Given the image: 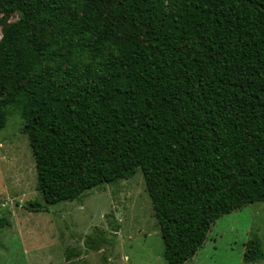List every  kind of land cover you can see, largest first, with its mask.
Wrapping results in <instances>:
<instances>
[{
    "label": "trees",
    "instance_id": "trees-1",
    "mask_svg": "<svg viewBox=\"0 0 264 264\" xmlns=\"http://www.w3.org/2000/svg\"><path fill=\"white\" fill-rule=\"evenodd\" d=\"M13 12L0 130L17 108L45 203L27 208L139 168L163 258L186 264L221 215L264 201V0H0ZM263 256L248 239L244 263Z\"/></svg>",
    "mask_w": 264,
    "mask_h": 264
},
{
    "label": "rangeland",
    "instance_id": "rangeland-1",
    "mask_svg": "<svg viewBox=\"0 0 264 264\" xmlns=\"http://www.w3.org/2000/svg\"><path fill=\"white\" fill-rule=\"evenodd\" d=\"M19 12L0 14V37ZM79 50V49H78ZM79 53L76 59L94 68L103 54ZM24 120L6 108L0 130V264H167L141 170L86 190L72 200L44 205L36 189V171ZM257 238L264 252V201L221 215L186 264H246L244 245ZM87 242V243H86ZM94 243L98 248H89ZM68 251L76 254L66 258ZM256 264H264V256Z\"/></svg>",
    "mask_w": 264,
    "mask_h": 264
}]
</instances>
